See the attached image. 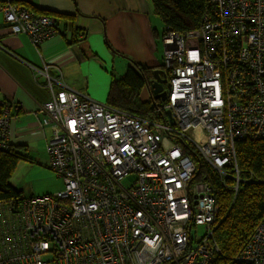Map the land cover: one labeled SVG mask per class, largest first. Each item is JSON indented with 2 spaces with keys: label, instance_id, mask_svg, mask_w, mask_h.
I'll return each mask as SVG.
<instances>
[{
  "label": "built area",
  "instance_id": "2783aa9c",
  "mask_svg": "<svg viewBox=\"0 0 264 264\" xmlns=\"http://www.w3.org/2000/svg\"><path fill=\"white\" fill-rule=\"evenodd\" d=\"M199 26L162 36L169 75L154 119L71 90L42 105L49 168L60 191L0 202V264H213L219 207L194 182L190 143L217 173L237 168L236 143L264 139V0H208ZM15 35L40 48L56 20L0 0ZM0 90V150L12 145V108ZM171 112L175 124L168 118ZM158 118H157V117ZM203 225L200 238L193 229ZM264 264V221L236 258Z\"/></svg>",
  "mask_w": 264,
  "mask_h": 264
},
{
  "label": "crops",
  "instance_id": "0c3cea01",
  "mask_svg": "<svg viewBox=\"0 0 264 264\" xmlns=\"http://www.w3.org/2000/svg\"><path fill=\"white\" fill-rule=\"evenodd\" d=\"M14 1L32 11L73 18V21L65 17L57 19L59 34L38 48L27 35L12 33L0 8L1 96L18 104L11 111L14 116L12 145L25 147L28 156L37 162L35 165L20 163L11 184L22 191L24 197H29L19 187L20 176L32 167H49L50 161L47 146L52 129L42 127L44 116L38 115L40 107L62 90L107 100L112 76H125L134 61L152 67L154 71L162 69L164 50L160 51V46L164 48L161 35L165 26L149 0ZM73 26L86 33L80 42L71 41ZM150 97L151 92L144 88L142 101ZM49 175L48 188L38 194L55 193L63 188L62 179Z\"/></svg>",
  "mask_w": 264,
  "mask_h": 264
},
{
  "label": "trees",
  "instance_id": "16d2710c",
  "mask_svg": "<svg viewBox=\"0 0 264 264\" xmlns=\"http://www.w3.org/2000/svg\"><path fill=\"white\" fill-rule=\"evenodd\" d=\"M149 1L165 26L161 36L170 31L182 34L197 28L209 5L208 0ZM34 11L54 18L57 28L59 18L65 17L73 21L70 16ZM85 35L84 30L71 27L73 43L80 42ZM154 79V68L134 61L125 76H112L107 105L136 116L154 119V110L163 102L152 95L149 100L141 99L143 89H148ZM183 145L197 165L194 182L209 183L219 207L213 238L220 252L213 264H238L236 258L251 241L259 224L264 221V139L238 141L237 168L235 165L227 166V174L213 170L190 143L183 142ZM25 149L11 145L9 151L0 150V202L18 204L24 196L22 191L12 186L11 180L20 163H33Z\"/></svg>",
  "mask_w": 264,
  "mask_h": 264
},
{
  "label": "rangeland",
  "instance_id": "374dc122",
  "mask_svg": "<svg viewBox=\"0 0 264 264\" xmlns=\"http://www.w3.org/2000/svg\"><path fill=\"white\" fill-rule=\"evenodd\" d=\"M163 50H164V48H162V46H160V51L163 52ZM161 65L162 66L164 65V58H162ZM111 69H114V68H111ZM96 72L98 73V70H96ZM93 100L100 102L102 104H107L106 99L98 100V99L93 98ZM25 163L28 164V162H25ZM35 163L37 164V162L33 161L32 164L35 165ZM42 166H44V165H42ZM42 166H39L41 169H36V168L32 167V169L29 172H27L23 176L22 175L20 176L19 187L21 186L23 188L26 196H31V195H33V193H34V196L41 195L38 193L41 191H45L48 188L47 180L50 176L49 173L56 176V174L53 173L49 167H46L48 169L47 170L45 167H42ZM16 176H17V174L15 173L14 178ZM205 234H206V228L203 225L197 226L193 229V235L196 236L197 238H200V237L204 236Z\"/></svg>",
  "mask_w": 264,
  "mask_h": 264
},
{
  "label": "water",
  "instance_id": "95a60500",
  "mask_svg": "<svg viewBox=\"0 0 264 264\" xmlns=\"http://www.w3.org/2000/svg\"><path fill=\"white\" fill-rule=\"evenodd\" d=\"M162 70L161 69H156L154 71V75H155V79L150 82V84L148 85V90L151 92V95L156 99V100H161L162 102L166 101L167 98V94L166 92L163 91V80L161 78V74H162ZM168 118L170 120L171 124H175V120L172 117L171 112H168ZM24 196L21 197V199H23Z\"/></svg>",
  "mask_w": 264,
  "mask_h": 264
},
{
  "label": "flooded vegetation",
  "instance_id": "af4514ba",
  "mask_svg": "<svg viewBox=\"0 0 264 264\" xmlns=\"http://www.w3.org/2000/svg\"><path fill=\"white\" fill-rule=\"evenodd\" d=\"M162 70V74H161V78L163 80V91L167 93L168 89H169V84H170V80H169V75L167 73V71H165L164 69Z\"/></svg>",
  "mask_w": 264,
  "mask_h": 264
}]
</instances>
